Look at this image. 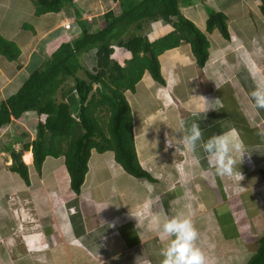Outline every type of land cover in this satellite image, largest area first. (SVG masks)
Segmentation results:
<instances>
[{"label": "crops", "instance_id": "0c3cea01", "mask_svg": "<svg viewBox=\"0 0 264 264\" xmlns=\"http://www.w3.org/2000/svg\"><path fill=\"white\" fill-rule=\"evenodd\" d=\"M117 1L73 0L58 13L36 16L33 0H0V36L20 51L15 61L0 54V101L15 94L62 43L80 35L78 21L97 22ZM180 2L182 16L209 42L205 65L198 67L190 45L182 43L158 56L163 84L146 71L134 90L125 92L136 158L150 179L129 175L112 152L93 149L76 193L62 156L47 157L37 171L29 149L21 154L26 183L10 170L9 148L20 152L45 119L34 111L12 119L5 134L0 131V264H160L168 240L161 238L157 219L162 225L177 215L192 219L210 264H247L256 253L264 235V111L252 107L249 93L264 84L260 2L241 0L243 6L233 10L224 0H190L186 10ZM213 11L227 17L228 38L217 29L206 32ZM67 21L69 30L63 28ZM163 23L160 32L150 31L151 24L140 32L149 28L147 35L163 36L171 30ZM121 50L112 57L122 66L130 54ZM81 64L93 68L94 52L83 55ZM57 99L78 116L74 92L63 98L59 90ZM194 120L205 139L226 133L242 143L237 170L243 179L217 175L202 149L186 148L180 124ZM10 197L16 200L10 203Z\"/></svg>", "mask_w": 264, "mask_h": 264}, {"label": "trees", "instance_id": "16d2710c", "mask_svg": "<svg viewBox=\"0 0 264 264\" xmlns=\"http://www.w3.org/2000/svg\"><path fill=\"white\" fill-rule=\"evenodd\" d=\"M36 16L58 13L73 0H33ZM180 0H118L117 7L89 25L78 21L80 35L55 49L47 61L37 67L21 88L5 101H0V129L29 111L44 117L36 126L35 137L23 143L21 151L9 148L12 158L10 170L28 183V168L21 160L23 151L31 150L33 165L40 171L47 157H63L72 191L79 192L87 172L91 150L110 151L115 161L129 175L150 179L140 167L133 144V121L126 91L148 72L152 79L163 84L158 56L182 43L189 44L198 67L208 59L209 42L179 10ZM264 17V0H259ZM78 16V15H77ZM79 19V16L77 17ZM161 19L170 31L150 41L138 34L145 26ZM227 17L211 12L206 20V32L217 29L228 38ZM135 32L121 38L128 28ZM26 27V25H25ZM116 48L130 54L121 66L114 59ZM93 51L95 66L83 67L81 58ZM0 54L15 61L20 51L14 43L0 36ZM83 71V75L78 73ZM74 92L79 102V114L72 116L69 104L57 99ZM27 154L24 161L27 160ZM247 264H264V236L258 240L256 253Z\"/></svg>", "mask_w": 264, "mask_h": 264}, {"label": "clouds", "instance_id": "9594fccd", "mask_svg": "<svg viewBox=\"0 0 264 264\" xmlns=\"http://www.w3.org/2000/svg\"><path fill=\"white\" fill-rule=\"evenodd\" d=\"M249 97L258 113L264 111V84H258ZM180 129L186 148L194 153L202 149L212 158L217 175L243 179L237 170L244 156L240 141L230 138L226 133L205 139L204 132L195 120L191 123L181 122ZM157 230L161 238L168 240L167 247L159 253L162 257L160 264H210L209 258L198 245L200 233L190 217L173 216L162 225L157 219Z\"/></svg>", "mask_w": 264, "mask_h": 264}, {"label": "rangeland", "instance_id": "374dc122", "mask_svg": "<svg viewBox=\"0 0 264 264\" xmlns=\"http://www.w3.org/2000/svg\"><path fill=\"white\" fill-rule=\"evenodd\" d=\"M181 2H180V6H183V9L184 10H186L188 7L186 6V4L188 3V2H190V0H180ZM222 3H224L225 4V6H227L228 8H230V9H237V8H239V7H242L243 6V4L241 3V0H224V2H222ZM245 3V2H244ZM205 5H207V4H205ZM65 7H67L68 8V6H65ZM213 12H216V11H213ZM93 13H96L95 11H90V13H89V15L91 16V15H93ZM93 20V19H92ZM160 21V20H159ZM159 24H157L156 23V21L154 22H152V23H150L151 25H153V28H151L150 29V31L152 30V32H155V33H157L156 31H154V30H157V31H159L160 32V30H161V28H162V26H164L165 27V25H164V23L163 22H158ZM156 25H161V27L159 26V28H156L155 29V26ZM133 27L134 26H132L131 28H128L127 29V31H125V33H122L121 34V38H128L127 36L128 35H130L132 32H135V30L134 31H132V30H129V29H133ZM166 28V27H165ZM148 29L149 28H146L144 31H143V34L144 35H146L147 36V38L148 39H150V40H153V39H155L156 37H159L160 36V34H158V35H147L146 33H147V31H148ZM136 33H138V34H141V32H138V31H136ZM117 49V48H116ZM122 52H124L123 50H121ZM34 64H36V61L34 60ZM29 71V72H28ZM32 71V68L31 67H29L28 68V70L26 69V71H25V73L27 74L26 76H28V74L30 73ZM23 76H25V75H23ZM26 78V77H25ZM21 80H23V78L21 79ZM21 80H20V82H21ZM17 83V82H16ZM264 236V235H263ZM22 240H23V237L21 238Z\"/></svg>", "mask_w": 264, "mask_h": 264}, {"label": "built area", "instance_id": "2783aa9c", "mask_svg": "<svg viewBox=\"0 0 264 264\" xmlns=\"http://www.w3.org/2000/svg\"><path fill=\"white\" fill-rule=\"evenodd\" d=\"M71 22L70 21H67L64 25H63V28L65 29V30H69L70 29V27H71ZM6 130H7V128H2V129H0V131H1V135L2 134H5V132H6ZM1 137V136H0ZM16 200V198L15 197H10L9 198V201H10V203L12 202H14ZM16 211V210H15ZM22 226V225H21ZM21 231V230H20ZM22 232V231H21ZM23 239L25 240V242L28 244V247H30V248H33V245L34 244H32L33 243V241H31V242H28V241H26V239H27V237L26 236H23ZM2 242V241H1Z\"/></svg>", "mask_w": 264, "mask_h": 264}]
</instances>
